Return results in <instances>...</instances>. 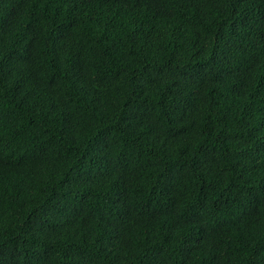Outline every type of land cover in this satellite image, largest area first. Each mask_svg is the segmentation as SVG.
I'll return each instance as SVG.
<instances>
[{
    "label": "trees",
    "instance_id": "obj_1",
    "mask_svg": "<svg viewBox=\"0 0 264 264\" xmlns=\"http://www.w3.org/2000/svg\"><path fill=\"white\" fill-rule=\"evenodd\" d=\"M0 264H264V0H0Z\"/></svg>",
    "mask_w": 264,
    "mask_h": 264
}]
</instances>
